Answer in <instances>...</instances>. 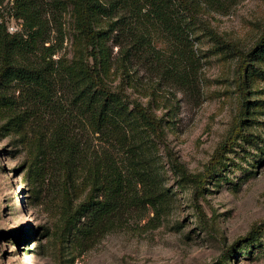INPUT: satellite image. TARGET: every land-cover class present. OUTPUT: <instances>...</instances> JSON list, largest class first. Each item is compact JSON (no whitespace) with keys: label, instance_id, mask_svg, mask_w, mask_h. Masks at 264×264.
I'll list each match as a JSON object with an SVG mask.
<instances>
[{"label":"rangeland","instance_id":"obj_1","mask_svg":"<svg viewBox=\"0 0 264 264\" xmlns=\"http://www.w3.org/2000/svg\"><path fill=\"white\" fill-rule=\"evenodd\" d=\"M7 2L0 14L15 31ZM77 2L46 0L44 42L27 57L38 65L54 51V87L22 84L0 103V264H264V50L244 84L243 134L196 203L175 163L202 174L237 124L240 56L231 44L254 47L264 0H194L196 19L176 4L166 21L140 15L121 37L105 35L109 83L131 103L121 136L109 139L95 128L96 102L80 96L89 62ZM94 21L106 29L118 17ZM133 102L161 121L165 142ZM117 174L122 193L100 203ZM91 191L95 201L82 204Z\"/></svg>","mask_w":264,"mask_h":264},{"label":"trees","instance_id":"obj_2","mask_svg":"<svg viewBox=\"0 0 264 264\" xmlns=\"http://www.w3.org/2000/svg\"><path fill=\"white\" fill-rule=\"evenodd\" d=\"M8 1L10 6V16L20 22V29L10 31L7 24V19L0 14V103L11 101V96L8 91L10 89L20 90L22 93V84L29 86L45 85L46 88L54 87L55 82V60L52 58L54 51L46 52V55H40L44 63L38 62V65H33L27 61V57L35 55L40 51L43 44V36L46 27L47 3L46 0H0V9L5 2ZM194 0H78L79 19L78 28L84 38L87 49L89 62L84 68V86L80 92L81 95H86L89 102H96L98 115L95 119V128L108 139L112 136L120 137V128L126 122V113L123 107L131 104L128 101L127 95L122 90L115 91L109 83L106 75L105 61L108 59V54H105V59L100 58L104 50H101V42L103 45V37L113 33L114 38L124 35L125 29L131 28L134 23H140L139 16H150L157 20L166 21L165 16L170 13V9L174 6H179L183 12H187L189 18H197L193 10ZM1 12V10H0ZM96 14H101L108 18L118 17L116 25H110L104 28H97L94 19ZM131 16L134 17L133 21ZM181 23L184 24L186 16H180ZM215 35V33L213 32ZM102 40V41H101ZM146 41V40H145ZM146 46L147 44L144 43ZM46 46V45H44ZM233 49L238 52L240 61L236 71V84L240 95V106L238 111V122L232 132L226 139L223 146L218 147L215 155L205 171L201 174H191L186 172L185 168L177 161L175 163L182 168L185 175L190 177L195 185L194 203L197 202L198 195L203 191L212 174L214 167L218 164L222 154L231 148L236 142L237 137L243 134L242 124L244 121V97L246 95L244 84L247 80L248 73L254 69L253 59L264 50V32L255 42L254 47L245 51L237 49L234 43L231 44ZM45 48L49 49L48 46ZM144 48H147L144 46ZM19 88V89H18ZM29 88V89H30ZM27 93L26 97L29 96ZM132 113H135L146 125L149 131L159 140L164 141V134L161 121L154 116L150 110L141 103L133 102ZM120 133L119 136H117ZM65 192L69 193L68 184L66 183L67 174H65ZM118 175V174H117ZM108 193L107 199L100 203L106 202L112 198H117L122 193V181L118 177L107 181ZM106 187V186H105ZM95 201L92 191L82 204H92ZM99 202V201H98ZM196 215L203 225L207 222L199 215L197 205H194ZM261 225H255L247 234L243 243L249 240L253 234L260 231ZM237 242L230 246V249L235 248ZM229 249V250H230ZM225 264V261H224Z\"/></svg>","mask_w":264,"mask_h":264}]
</instances>
